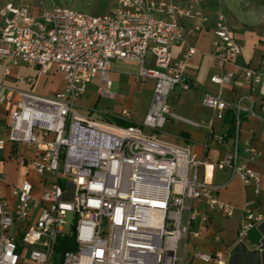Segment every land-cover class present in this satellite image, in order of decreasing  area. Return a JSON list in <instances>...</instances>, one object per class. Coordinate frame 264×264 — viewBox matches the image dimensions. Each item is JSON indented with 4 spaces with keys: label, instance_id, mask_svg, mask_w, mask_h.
Wrapping results in <instances>:
<instances>
[{
    "label": "built area",
    "instance_id": "obj_1",
    "mask_svg": "<svg viewBox=\"0 0 264 264\" xmlns=\"http://www.w3.org/2000/svg\"><path fill=\"white\" fill-rule=\"evenodd\" d=\"M32 1L0 0L4 73L21 64L42 72L55 65L66 87L53 95L19 91L0 136V149L24 143L35 150L29 164L44 183L37 198L32 182L24 180L14 187V204L0 193V264H19L25 247L34 264H253L241 259L240 249L249 251L248 232L264 225L261 175L252 167L260 151L248 139L243 155L240 144L245 115L264 121V70L244 66L240 72L252 90L259 88L260 111L251 95L231 101L203 94L213 117L188 122L205 128L207 144L222 156L199 158L190 147L163 140L155 131L170 117L187 121L172 111L169 99L191 88L187 68L197 49L189 47L180 58L172 49L210 22L199 8L204 0H114L102 14L36 0L37 15ZM186 19L195 23L186 28ZM213 36L220 72L211 81L223 86L238 75L229 66L242 47L223 12L215 14ZM116 60L138 64L137 79L155 80L153 101L140 125L97 123L79 115V98L98 75V93L112 96L109 73ZM8 90L0 83V104L7 101ZM229 110L232 136L215 133V120H223ZM220 170L230 172L228 181H215ZM236 177L253 188L254 196L242 204L235 242L213 252L196 249L194 240L202 237L212 212L234 215L235 205L224 201L219 190ZM66 236L74 238V249L57 252L59 238ZM215 239L220 240L219 233Z\"/></svg>",
    "mask_w": 264,
    "mask_h": 264
},
{
    "label": "crops",
    "instance_id": "obj_2",
    "mask_svg": "<svg viewBox=\"0 0 264 264\" xmlns=\"http://www.w3.org/2000/svg\"><path fill=\"white\" fill-rule=\"evenodd\" d=\"M178 1L183 4L188 2V0ZM236 1L239 5L237 8L232 6L234 0H204L199 4V8L211 18L210 22L198 36L186 35L185 40L172 49L174 58H180L191 46H194L197 52L189 60L187 68V78L191 83V88L187 91L177 90L169 99L172 111L187 121L170 117L164 127L170 132V135L166 139H161L188 146L199 158L217 159L222 156L220 149L210 143L207 144L208 131L188 122H202L213 117V111L202 102L205 92L218 94L231 101L251 95L256 101L255 109L261 110L262 101L259 88L252 90L240 72L244 66L264 70V0ZM111 2L110 10L115 4L114 0ZM32 4L33 15H37L41 8L36 0H33ZM223 8L234 35L241 44L242 53L236 58L235 63L229 66L230 69L238 72V75L231 83L220 86L213 83L211 77L220 72L213 55V28L215 14L222 12L221 9ZM184 23L186 28H190L195 20L186 19ZM138 70L139 65L136 63L122 60L114 61L110 71L112 86L109 92L112 96L103 95L110 99L122 98L125 101V107L121 111L114 110L113 114L116 118L130 121L135 125L142 124L150 109L155 84L153 78L137 79ZM0 83L9 89L7 101L0 104V136H4L6 133L8 119L12 111L15 110L19 99V91L53 95L66 87L65 80L55 65H50L47 72H42L38 66L21 64L14 67L10 75H5L4 65L0 62ZM96 92L97 95H100L98 91ZM88 95L89 91L79 98V105H87L84 101ZM144 97H147V101H149V104H146L147 109L140 117H135L130 110L136 101H141ZM243 104L248 106L249 101L244 99ZM79 115L82 118L89 117L97 123L103 122L97 114L84 115L79 113ZM232 119L233 121H231ZM233 128L234 115L230 110L226 111L223 120L216 119L214 122V132L217 134L227 132L232 136ZM155 134L160 138L159 134ZM248 139L260 151V155L252 167L261 175L262 190L258 200L260 204H264L263 120L248 115L244 116L240 144L243 155ZM34 154L35 150L24 143L16 145L7 143L5 148L0 149V193L11 204L15 202L14 187L19 186L24 180L32 182L35 197L38 198L43 192V180L29 164V158L33 157ZM229 173L228 170L217 171L215 181H228ZM219 195L224 201L235 205V213L232 217H224L220 213L212 212L210 223L202 228V237L194 240L195 248L198 250L207 252L224 250L235 242L243 218L242 204L247 198L254 196V191L252 187L243 186L241 180L236 177L219 190ZM216 233L220 235L219 241L215 239ZM246 243L249 249L246 261L253 264H264V225L252 228L248 232ZM21 253L19 264H34L30 259L28 247L23 248ZM241 259L243 260V257Z\"/></svg>",
    "mask_w": 264,
    "mask_h": 264
},
{
    "label": "rangeland",
    "instance_id": "obj_3",
    "mask_svg": "<svg viewBox=\"0 0 264 264\" xmlns=\"http://www.w3.org/2000/svg\"><path fill=\"white\" fill-rule=\"evenodd\" d=\"M112 0H91V4H86L85 0H53L54 3L60 4V5H68L73 8L83 10L86 12H91L94 14H102L106 13L110 10V6L112 5ZM238 2L234 0L232 3V6L234 8L239 7L237 4ZM47 6H52L51 1H46ZM218 10H220L218 8ZM221 11L226 15L225 9H221ZM121 76L125 77V75L121 74ZM109 77L111 76V73H109ZM102 81L100 79V76L98 75L96 79H94L88 87L89 95L87 96L86 100L84 101L87 105H79L77 107L80 114L84 115H93L97 114L101 117L102 121L109 124H115V125H121L118 118H116L113 114L114 110L121 111L122 108L125 107V101L122 98L118 99H110L103 95H97V89L101 85ZM149 104V101H147V97L143 98L141 101H136L134 105L132 106L130 112L135 117H140L145 111L146 107ZM180 112V110H177ZM155 133L160 135V138L166 139L169 137L170 132L167 131V129L161 128L155 131ZM42 194L38 196V198L41 197ZM240 255L243 257V261L247 262L246 259L248 257L249 252L242 248L240 249ZM238 262V258H234V263ZM192 264H204L202 262H193Z\"/></svg>",
    "mask_w": 264,
    "mask_h": 264
},
{
    "label": "trees",
    "instance_id": "obj_4",
    "mask_svg": "<svg viewBox=\"0 0 264 264\" xmlns=\"http://www.w3.org/2000/svg\"><path fill=\"white\" fill-rule=\"evenodd\" d=\"M121 126L133 125L134 123L126 120L118 119ZM233 121V119L231 120ZM74 238L72 236L60 237L56 246L57 252H64L66 250L74 249Z\"/></svg>",
    "mask_w": 264,
    "mask_h": 264
}]
</instances>
